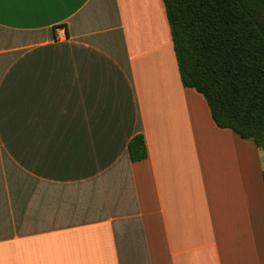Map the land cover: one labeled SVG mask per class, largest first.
Here are the masks:
<instances>
[{
  "label": "crops",
  "instance_id": "obj_1",
  "mask_svg": "<svg viewBox=\"0 0 264 264\" xmlns=\"http://www.w3.org/2000/svg\"><path fill=\"white\" fill-rule=\"evenodd\" d=\"M0 264H264V149L183 85L164 0L0 4Z\"/></svg>",
  "mask_w": 264,
  "mask_h": 264
},
{
  "label": "trees",
  "instance_id": "obj_2",
  "mask_svg": "<svg viewBox=\"0 0 264 264\" xmlns=\"http://www.w3.org/2000/svg\"><path fill=\"white\" fill-rule=\"evenodd\" d=\"M180 78L222 128L264 149V0H164ZM148 156L143 133L128 145Z\"/></svg>",
  "mask_w": 264,
  "mask_h": 264
},
{
  "label": "snow or ice",
  "instance_id": "obj_3",
  "mask_svg": "<svg viewBox=\"0 0 264 264\" xmlns=\"http://www.w3.org/2000/svg\"><path fill=\"white\" fill-rule=\"evenodd\" d=\"M17 2H19V0H17ZM3 3V0H0V4H2Z\"/></svg>",
  "mask_w": 264,
  "mask_h": 264
}]
</instances>
